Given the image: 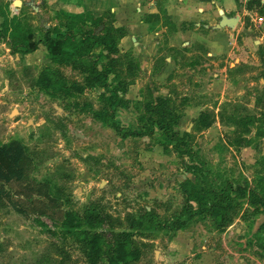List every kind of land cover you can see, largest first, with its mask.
Segmentation results:
<instances>
[{"label": "rangeland", "instance_id": "obj_1", "mask_svg": "<svg viewBox=\"0 0 264 264\" xmlns=\"http://www.w3.org/2000/svg\"><path fill=\"white\" fill-rule=\"evenodd\" d=\"M61 6L64 9H56L55 24L49 25L54 35L66 28L68 11ZM256 9L264 20V6L257 4ZM21 19L33 41L44 36L47 21L36 24L33 17ZM113 20L107 18V25L115 26ZM103 29L89 28L101 35ZM253 31L257 38L248 41L245 31L236 38L255 63L246 69L240 83L243 88L224 95L202 88L203 83L194 81L186 68L177 67L166 75L162 51L151 54L150 65L140 61L134 42L122 43V38L119 53L110 55L120 61L107 90L86 88L81 94L57 97L37 85L41 72L52 68L69 83L85 84L80 64L53 62L40 47L28 60L0 44V142L17 139L28 147L35 163L28 180L52 185L50 192L60 198L57 212L73 208L83 214L87 206L97 204L119 220L101 229L109 242L115 232L129 230V219L145 210L172 220L185 205L196 207L184 190L188 178L195 181L194 168L202 161L213 174L231 180L254 184L260 176L264 23ZM130 53L133 59L127 56ZM194 56L186 55L183 62L200 65ZM229 61L235 63V57ZM103 62L107 64L109 58ZM130 65L132 72L126 70ZM167 112L176 119L175 132L188 134L194 157L178 153L164 132L151 126V119ZM202 113L213 119L211 126L198 124ZM102 114L110 115V125ZM7 190L0 181V264H89L79 242L65 235L60 221L21 213L18 209L28 210V206L18 202L19 195H4ZM135 238L142 256L134 264H264V212L246 199L239 202L233 223L224 230L217 229L210 216L195 215L183 227L156 229Z\"/></svg>", "mask_w": 264, "mask_h": 264}, {"label": "trees", "instance_id": "obj_2", "mask_svg": "<svg viewBox=\"0 0 264 264\" xmlns=\"http://www.w3.org/2000/svg\"><path fill=\"white\" fill-rule=\"evenodd\" d=\"M256 1L263 5L261 0ZM8 9V4L0 3V16L3 18L0 38L7 40L12 52L30 53L43 43L53 62L77 63L86 73L85 84H77L69 83L59 71L46 68L39 75L37 85L48 94L57 97L73 96L83 93L86 88L100 87L105 90L109 88L108 79L113 74L116 63L120 61L114 57L110 58V55L119 53V41L126 35L124 28L113 26L111 22L107 25L106 19L111 16L114 18L113 14L108 12L104 18V16H94L90 11L68 12L63 34L57 32L58 34L54 35V31L48 28L44 29L43 37L33 41L31 32H26L20 18L17 15H11ZM89 26H103L104 34L89 30ZM100 46L103 48L98 51ZM127 56L130 59L134 57L132 53ZM103 58H109V62L104 64ZM134 65L136 68L140 67L139 64ZM132 67L130 65L126 70L129 69L132 72ZM172 116L173 114L167 112L163 117L151 119L150 124L154 130L164 132L178 153L194 157L195 153L188 134L186 137L175 132L176 119ZM109 117V114H102L107 124H109ZM198 124L206 128L213 124V119L202 113ZM113 127L119 130L116 124H113ZM262 160L264 161V157ZM34 166L33 157L22 141L13 139L0 142V181L9 187L4 195L13 193L22 197L18 202L22 206H28V210L21 207L18 209L21 213L34 212L39 216L49 215L60 221L65 235L79 242L89 264H102L104 260L107 264H134L142 256L141 249L137 246L136 235H144L156 229L183 227L187 220L193 219L195 215L210 216L215 227L224 230L233 223L234 216L237 215V205L239 206V202L243 199L264 212V166L257 182L252 184L247 179L235 181L213 174L212 170L206 169L202 161L200 167L194 168L196 169L193 171L196 176L195 181L188 178L184 190L187 200L194 202L196 207L190 203L185 205L181 213L172 220L160 218L154 212L145 210L129 219V230L115 232L113 240L109 242L101 229L105 225L115 226L119 220L102 210L97 204L87 206L83 214L73 208L57 212L60 198L53 196L50 192L52 185L33 183L28 180ZM41 225L44 223L41 222Z\"/></svg>", "mask_w": 264, "mask_h": 264}, {"label": "crops", "instance_id": "obj_3", "mask_svg": "<svg viewBox=\"0 0 264 264\" xmlns=\"http://www.w3.org/2000/svg\"><path fill=\"white\" fill-rule=\"evenodd\" d=\"M4 3L22 24L21 17H33L36 24L47 21V29L55 24L56 9H64L62 4L73 13L90 11L94 16L106 18L109 12L114 16L115 26L126 30L122 43L134 42L140 61L150 65L151 54L162 51L166 54V75L177 67L186 68L194 81L203 83L202 88L223 95L242 89L240 83L248 72L246 69L255 63L236 37L245 31L248 41L257 38L253 31L254 27L259 28L254 22L258 15L256 0L247 4L238 0H21L20 4H15L16 0H6ZM2 21L0 16V27ZM0 39V44L10 50L7 40ZM38 47L48 53L43 43ZM37 51L25 56L30 60ZM238 51H242L239 56L236 55ZM186 55H195L201 64L191 67L184 63ZM233 56L235 63L229 61Z\"/></svg>", "mask_w": 264, "mask_h": 264}, {"label": "built area", "instance_id": "obj_4", "mask_svg": "<svg viewBox=\"0 0 264 264\" xmlns=\"http://www.w3.org/2000/svg\"><path fill=\"white\" fill-rule=\"evenodd\" d=\"M238 1H240L241 3H245V4H247V3L252 2V1H254V0H238ZM261 2L264 3V0H261ZM254 22H255L258 26H260V25H262V24L264 23V20H263L262 17H259V15H257L256 18H255V20H254Z\"/></svg>", "mask_w": 264, "mask_h": 264}, {"label": "water", "instance_id": "obj_5", "mask_svg": "<svg viewBox=\"0 0 264 264\" xmlns=\"http://www.w3.org/2000/svg\"><path fill=\"white\" fill-rule=\"evenodd\" d=\"M21 0H16L15 4H20Z\"/></svg>", "mask_w": 264, "mask_h": 264}]
</instances>
